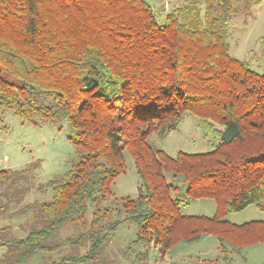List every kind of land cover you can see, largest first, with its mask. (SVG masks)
Instances as JSON below:
<instances>
[{
    "label": "trees",
    "instance_id": "trees-1",
    "mask_svg": "<svg viewBox=\"0 0 264 264\" xmlns=\"http://www.w3.org/2000/svg\"><path fill=\"white\" fill-rule=\"evenodd\" d=\"M263 1L181 0L160 22L145 0H0V120L9 110L66 127L77 151L46 183L36 181L39 161L0 170V219L27 217L24 237L0 229V264L39 253L41 264H117L109 248L125 222L137 234L122 257L140 246L142 258L151 246L165 255L208 235L231 264L264 244V220H225L251 205L264 212V75L230 48L231 24ZM261 48L264 59V37ZM187 114L211 150L171 157L152 139L178 131ZM125 152L140 184L135 198L118 199ZM167 174L182 177L188 198L215 201L216 213L183 214L182 187ZM33 190L51 197L23 204Z\"/></svg>",
    "mask_w": 264,
    "mask_h": 264
},
{
    "label": "rangeland",
    "instance_id": "rangeland-1",
    "mask_svg": "<svg viewBox=\"0 0 264 264\" xmlns=\"http://www.w3.org/2000/svg\"><path fill=\"white\" fill-rule=\"evenodd\" d=\"M151 5L157 19L162 22L166 14L181 5V0H145ZM232 37L230 39L231 54L240 60L247 61L250 67L259 74L264 75V59L261 57V38L264 37V1L253 9L251 17H239L231 24ZM153 143L164 150L169 156L174 157L179 151L186 153H204L211 150L210 141L202 137L197 128V117L187 114L181 128L169 133L165 137L155 136ZM126 171L120 175L112 185L116 198H135L140 184V177L135 169L132 156L125 152ZM77 160L76 148L67 138L66 127L59 129L51 122L33 126L23 123L12 111H2L0 120V170H22L31 163L40 162L37 169L36 181L46 183L50 179L64 174ZM167 179L174 185L182 187L183 196L182 212L185 215L213 216L216 213V203L213 200H192L184 194L185 182L182 177L174 178L167 174ZM186 187V186H185ZM185 195V196H184ZM51 193L31 191L23 204L35 201L48 200ZM112 200L105 205L112 206ZM13 206L11 210L16 209ZM89 213L88 216H90ZM27 217L0 219V229L13 227V234L24 237L22 225ZM226 221L242 225L251 221L264 220V212L255 205L237 213H231ZM137 227L131 222L123 223L115 233L114 240L109 248L112 260L118 258L117 264H227L223 260L220 242L214 236L205 235L201 240L192 243L180 242L170 249L165 255L154 246H151L148 255L139 256V251L144 249L136 247L137 251L127 249L126 254L119 255L129 243L135 240ZM0 234V242L2 241ZM140 248V249H139ZM4 250H0V256ZM43 253L36 254L27 264H41L44 261ZM245 256V258H243ZM233 254L231 264H264V244L248 247L244 255Z\"/></svg>",
    "mask_w": 264,
    "mask_h": 264
},
{
    "label": "crops",
    "instance_id": "crops-1",
    "mask_svg": "<svg viewBox=\"0 0 264 264\" xmlns=\"http://www.w3.org/2000/svg\"><path fill=\"white\" fill-rule=\"evenodd\" d=\"M179 188H181L180 186H178ZM184 194H185V189H184ZM175 197L179 196L180 198H183L182 194L180 193V190L178 192H176Z\"/></svg>",
    "mask_w": 264,
    "mask_h": 264
}]
</instances>
